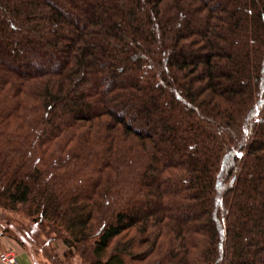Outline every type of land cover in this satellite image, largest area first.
Returning a JSON list of instances; mask_svg holds the SVG:
<instances>
[{"label": "trees", "instance_id": "16d2710c", "mask_svg": "<svg viewBox=\"0 0 264 264\" xmlns=\"http://www.w3.org/2000/svg\"><path fill=\"white\" fill-rule=\"evenodd\" d=\"M7 28L0 210L43 250L264 264V0H0Z\"/></svg>", "mask_w": 264, "mask_h": 264}, {"label": "rangeland", "instance_id": "374dc122", "mask_svg": "<svg viewBox=\"0 0 264 264\" xmlns=\"http://www.w3.org/2000/svg\"><path fill=\"white\" fill-rule=\"evenodd\" d=\"M3 28V27H2ZM9 29L3 30V35L0 36V41L5 42L4 33ZM9 32V31H8ZM7 32V33H8ZM17 40V39H16ZM7 42V40H6ZM13 42V41H11ZM167 117L164 111H156L154 119ZM8 221V222H6ZM2 224L9 226V229L4 231V238L12 241V246L8 248L15 249L30 264H79L78 255H72L67 246L59 239H55L43 250L42 241L45 235L38 229L36 225L31 223V220L26 218L21 212H6L0 210V226ZM18 238L23 243L16 241ZM70 254V255H69ZM66 255V256H65ZM54 258L52 259V257Z\"/></svg>", "mask_w": 264, "mask_h": 264}, {"label": "built area", "instance_id": "2783aa9c", "mask_svg": "<svg viewBox=\"0 0 264 264\" xmlns=\"http://www.w3.org/2000/svg\"><path fill=\"white\" fill-rule=\"evenodd\" d=\"M4 228L0 226V237L4 236ZM0 262L2 264H30L22 259L20 254L13 248H7L0 254Z\"/></svg>", "mask_w": 264, "mask_h": 264}, {"label": "crops", "instance_id": "0c3cea01", "mask_svg": "<svg viewBox=\"0 0 264 264\" xmlns=\"http://www.w3.org/2000/svg\"><path fill=\"white\" fill-rule=\"evenodd\" d=\"M12 241H10L9 239L7 238H4V237H0V254L5 250L7 249L9 246L11 247L12 246ZM13 247V246H12ZM0 264H2L0 262Z\"/></svg>", "mask_w": 264, "mask_h": 264}]
</instances>
